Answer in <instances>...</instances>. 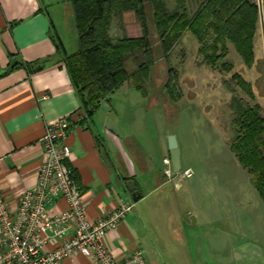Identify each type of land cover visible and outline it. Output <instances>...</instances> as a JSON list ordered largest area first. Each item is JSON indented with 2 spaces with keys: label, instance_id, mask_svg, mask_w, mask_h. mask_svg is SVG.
Instances as JSON below:
<instances>
[{
  "label": "crops",
  "instance_id": "0c3cea01",
  "mask_svg": "<svg viewBox=\"0 0 264 264\" xmlns=\"http://www.w3.org/2000/svg\"><path fill=\"white\" fill-rule=\"evenodd\" d=\"M54 4L53 0H0V186L9 201L17 203L37 185L46 128L67 118L72 123L70 165L87 198L89 220L95 223L124 204L135 205L106 235L114 257L123 260L143 250L149 264H264V251L246 238L239 220V213L246 211L243 195H237L239 203L232 206L229 196L219 192L229 184L212 187L216 191L212 192L206 179L193 181V176L183 192L185 186H177L178 179L170 180L164 162L171 160L165 124H153L157 127L153 139L143 104L126 105L123 112L118 103L122 101L115 99L126 88L129 99L132 86L125 84L86 122H77L81 101L56 41L68 54L75 47L67 44V27ZM70 19L75 21L74 14ZM124 21L138 23L134 14H127ZM14 59L17 66L8 72ZM130 183L142 196L138 202ZM169 200L179 202L162 211L163 202ZM66 209V201L60 199L51 214ZM56 246L52 242L50 249ZM62 264L95 263L79 254Z\"/></svg>",
  "mask_w": 264,
  "mask_h": 264
},
{
  "label": "trees",
  "instance_id": "16d2710c",
  "mask_svg": "<svg viewBox=\"0 0 264 264\" xmlns=\"http://www.w3.org/2000/svg\"><path fill=\"white\" fill-rule=\"evenodd\" d=\"M69 1L78 32V49L68 54L56 42L87 120L127 83L144 97L149 96L147 83L157 59L149 35L148 6L162 50L160 59L169 62L176 46L185 36L192 35L201 44L204 62L222 73L233 70L231 64L224 62L229 44L245 66L252 68L256 63L255 38L261 13L259 5L250 0H204L195 13L189 0H174L173 8L168 0ZM127 14L136 16L143 36H112L114 19L124 20ZM133 60L136 67L129 71L127 64ZM168 76L167 95L177 103L181 99L179 75L171 67ZM232 82L235 85L225 83L232 94L230 107L236 124L230 149L251 176L264 202V110L240 95L239 89L250 100H256L253 88L240 74H235Z\"/></svg>",
  "mask_w": 264,
  "mask_h": 264
},
{
  "label": "rangeland",
  "instance_id": "374dc122",
  "mask_svg": "<svg viewBox=\"0 0 264 264\" xmlns=\"http://www.w3.org/2000/svg\"><path fill=\"white\" fill-rule=\"evenodd\" d=\"M53 1L54 6L57 5V10L64 18L63 23L67 27L65 39L69 47H75L74 50L68 51L73 53L78 49V32L74 19H70V14H73L71 3L69 0ZM168 1L173 8L174 0ZM203 1L189 0L193 13L197 11ZM250 1L255 2V0ZM257 2L261 18L255 38L256 63L252 68L245 66L235 47L229 44L228 57L224 62L231 64L233 70L223 73L204 62V57L200 54L201 44L192 35L185 36L176 46L169 62L160 59L162 50L152 10L148 6L149 35L157 59L152 69L151 78L147 83L151 97L146 99L133 89L128 99L125 94L126 88L120 91L115 99L122 101L118 103L121 104L123 112L126 105L134 108L133 104L135 103L143 104L144 110L149 113L150 125L148 129L153 139L157 135V127L153 124L158 125V121L165 124L167 141L170 135H175L178 138L183 171L188 167H192L195 171L193 181L206 179L210 184L211 191L212 187L218 188L217 185L229 184L224 186L227 188L226 190L219 192L229 196L227 198L232 206L239 203L236 201V196L243 195L241 203H244L246 211L242 214L239 213V220L245 228L246 238L264 251V202L258 195L251 176L238 163L230 149L231 141L235 137L236 124L230 107L232 94L225 84L227 82L235 85L232 78L235 74H240L253 88L256 100H250L241 89H239L240 95L252 104L261 105L264 110V5L262 0H257ZM111 34L116 38L135 37L143 36V30L139 21L137 25H132L126 24L120 18H115ZM135 67L134 60L127 64L129 71H133ZM171 67L179 75L178 92L181 94V99L177 103L170 101L165 88L169 78L168 70ZM129 86L131 85L128 84L127 87ZM235 180L236 184H233L232 182ZM187 182L190 180L179 176L177 186H185L184 192ZM253 195L256 197V201ZM257 200L260 202L259 205ZM178 202V200L164 201L161 207L162 211L165 206L172 210V206L177 205ZM232 210L235 213L234 207Z\"/></svg>",
  "mask_w": 264,
  "mask_h": 264
},
{
  "label": "built area",
  "instance_id": "2783aa9c",
  "mask_svg": "<svg viewBox=\"0 0 264 264\" xmlns=\"http://www.w3.org/2000/svg\"><path fill=\"white\" fill-rule=\"evenodd\" d=\"M86 120V114H78V123ZM71 127L67 118L47 126L41 140L44 159L37 185L17 203L12 204L0 186V264H62L79 254L95 264H149L143 250L119 260L106 243V235L133 211L134 204H124L95 223L89 220L87 198L70 165ZM164 162L172 182L179 176L190 179L195 175L193 168L175 174L171 160ZM60 199L66 201L67 209L52 215L51 209ZM52 242L57 246L50 249Z\"/></svg>",
  "mask_w": 264,
  "mask_h": 264
},
{
  "label": "water",
  "instance_id": "95a60500",
  "mask_svg": "<svg viewBox=\"0 0 264 264\" xmlns=\"http://www.w3.org/2000/svg\"><path fill=\"white\" fill-rule=\"evenodd\" d=\"M17 63V59H14L7 71L12 72L17 66ZM168 145L174 172L175 174H178L182 171L181 151L179 148L178 138L175 135H170L168 139ZM129 188L133 193L134 200L138 202L142 196L137 192V187L135 186V184L130 183Z\"/></svg>",
  "mask_w": 264,
  "mask_h": 264
}]
</instances>
